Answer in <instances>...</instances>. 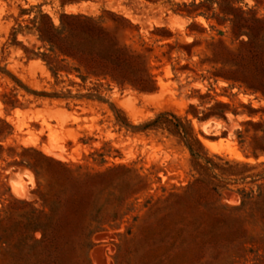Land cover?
Returning <instances> with one entry per match:
<instances>
[{
    "label": "rangeland",
    "instance_id": "374dc122",
    "mask_svg": "<svg viewBox=\"0 0 264 264\" xmlns=\"http://www.w3.org/2000/svg\"><path fill=\"white\" fill-rule=\"evenodd\" d=\"M263 150L264 0H0V264H264Z\"/></svg>",
    "mask_w": 264,
    "mask_h": 264
},
{
    "label": "trees",
    "instance_id": "16d2710c",
    "mask_svg": "<svg viewBox=\"0 0 264 264\" xmlns=\"http://www.w3.org/2000/svg\"><path fill=\"white\" fill-rule=\"evenodd\" d=\"M263 152H264V150H263ZM53 218H54L53 216H46V214H40L39 223L41 226L38 227L37 230L43 234V239H42V241H37V244L41 245L42 243H46V241L48 240V235H47L48 230L47 229L52 230L53 233H54V231H56V230H53L52 226H51L52 225L51 222H52ZM85 232H86V230H85Z\"/></svg>",
    "mask_w": 264,
    "mask_h": 264
}]
</instances>
